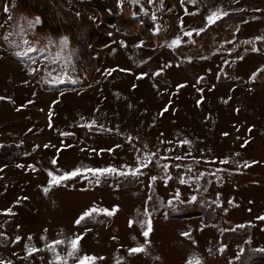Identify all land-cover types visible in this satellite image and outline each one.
Segmentation results:
<instances>
[{
    "label": "rangeland",
    "instance_id": "obj_1",
    "mask_svg": "<svg viewBox=\"0 0 264 264\" xmlns=\"http://www.w3.org/2000/svg\"><path fill=\"white\" fill-rule=\"evenodd\" d=\"M34 1L0 0V264H264V85L217 79L234 65L249 81L264 65L256 7L202 52L196 30L226 0L180 13L172 0H106L153 40L169 28L155 46L104 20L101 0H52L57 32L39 31ZM99 31L113 41L98 45ZM181 44L201 52L182 56ZM87 72L94 83L81 86Z\"/></svg>",
    "mask_w": 264,
    "mask_h": 264
},
{
    "label": "trees",
    "instance_id": "obj_2",
    "mask_svg": "<svg viewBox=\"0 0 264 264\" xmlns=\"http://www.w3.org/2000/svg\"><path fill=\"white\" fill-rule=\"evenodd\" d=\"M52 1V0H51ZM50 0H35L33 4H35L36 6H38L36 8V13H38L41 17H42V22L37 25V29L39 31H45V30H49L52 33H56V24H53V22H48L49 25H47L46 22V10L44 9V7H50L52 8V11L55 12V7H53L51 4H55L54 1L51 2ZM104 4L105 7H101L98 6V8L101 11L102 16L104 17V20L109 21V22H117V25L121 28V30H127V33H134L136 31L140 32V34L143 36V38L145 39V43L147 46H155L156 44H158L161 39L164 37V35L167 33V31L169 30V28H167L164 32H162L161 34H159L155 40L152 39V32L149 30V28H146L144 26H142L141 24L138 23V20L135 16L131 15L130 12H127V9L125 7L122 6V8L120 9H116L112 6H110V4L106 1V0H101ZM30 4V2H29ZM22 8L24 9V11H30L31 8H26L22 5ZM57 10V8H56ZM106 14H108V17H106ZM52 20L58 21L59 23H62L60 20V18L58 16H56L55 14L51 15ZM81 22L80 24H85V22H87V17L85 15H83V17H81ZM229 18V16L223 17L221 19H219L217 22L211 24L210 26H208L206 29L202 30L199 32V34H197V37L195 38L196 42L199 41L202 43V52L203 51H208L210 48L214 47L215 44H210V41L212 39H210L213 35H216V37L214 38V41L217 42L218 40L222 39L223 37H226L232 34V31L234 30V23L231 22L230 24H227L225 21H227V19ZM237 20V19H236ZM68 25V26H67ZM60 26L62 27L63 32H66L70 35V40L72 41V43H77L76 41H74L73 39L76 37L75 33L72 32V28L69 26V24H64ZM127 27V29L125 28ZM225 34L224 36H219V34ZM96 35L98 36V38H101L100 41L101 42H97L98 45H106L109 44L112 41V38L108 35V34H104L102 32H97ZM196 35V34H194ZM195 37V36H193ZM193 39V38H192ZM188 50V51H187ZM243 50V46H239V48L232 54H238ZM176 51L178 52V54L184 56L185 53H200L201 51H194L190 45H186V44H181L178 47H176ZM194 51V52H193ZM81 59L83 60V56H80ZM92 67V66H91ZM82 69V68H81ZM93 69L95 71V65L93 66ZM91 70V69H90ZM93 71V70H92ZM264 71V68L261 69L255 76L253 82L254 83H264V81L260 80V75L262 74V72ZM82 72V71H81ZM94 73V72H93ZM80 74V73H79ZM82 75H86V77L84 78ZM93 75V74H92ZM92 75H90V73H85V74H80V76H82L84 78L81 86H88L90 84L94 83V79L92 77ZM91 76V77H90ZM196 201V200H195Z\"/></svg>",
    "mask_w": 264,
    "mask_h": 264
},
{
    "label": "crops",
    "instance_id": "obj_3",
    "mask_svg": "<svg viewBox=\"0 0 264 264\" xmlns=\"http://www.w3.org/2000/svg\"><path fill=\"white\" fill-rule=\"evenodd\" d=\"M187 2L188 0H182L180 3V7H179V5H177V3H175V4H173V0H172V5H173V9H172V11H175V12H177V11H179V13L182 11V2ZM227 1V3H229L228 4V9L229 10H225L224 12H227L228 14L227 15H222L221 16V18H223V17H226V16H230L231 14H235V15H240L241 17H243L242 18V20L240 21V22H238V25L241 23V22H244L246 19H247V12H245V9H246V7H249V8H254V7H256V9H254V11L256 12V15L258 16V19H259V22L261 23V24H263V29H264V2L262 3V2H259V3H251V1H254V0H226ZM246 1H250V4H252V5H256V6H248V3L246 2ZM260 1V0H259ZM262 1H264V0H262ZM178 8V9H177ZM168 14V13H167ZM166 14V15H167ZM167 18H168V20L170 21V18H169V16L167 15ZM221 18H219V19H221ZM219 19H215V22H217ZM171 22V21H170ZM214 22V23H215ZM211 24H213V23H210V22H208V24L204 27V28H202V30H204V29H206L208 26H210ZM238 25H237V27H238ZM237 29V28H236ZM200 32V31H199ZM194 33V32H193ZM113 41V40H112ZM250 43V44H249ZM253 41H250V42H248V48H250L251 46L253 47ZM245 50V49H244ZM244 50H242L237 56H239ZM261 54L262 55H264V51H262L261 52ZM237 56H235V57H237ZM264 57V56H263ZM264 68V65L261 67V68H259L250 78H248V79H250L249 81H246L245 79H244V77H242V76H237L236 77V75H235V68H234V65H233V76H228L227 78H224V79H221L220 78V76H218V81L219 82H222V81H226V80H232V82L233 83H235V84H237V85H239V86H242V85H244V86H247L248 84L250 85V86H260V85H264V83H254L253 82V80H254V78H255V76H256V74L261 70V69H263ZM220 75V74H219ZM245 124H249L248 122H245ZM250 125V124H249ZM241 127H243V124H241L240 125V127H239V129H240V131H242L241 129ZM238 129V130H239ZM250 130H251V128H249L248 129V125H247V127H246V130H244V131H247V135L246 136H248L249 137V135H248V133L250 132ZM196 195V196H195ZM195 195H194V197H192V198H190V199H184V201H182V202H190V201H193L194 199H196L197 198V196H198V192L196 191V193H195ZM198 218H202V216H200V215H196V216H191V217H188V218H186V219H188V220H195V219H198ZM185 220V219H184ZM205 222V221H204ZM226 231V230H225ZM222 234V233H221ZM223 237V236H222ZM226 245V244H225ZM228 245V244H227ZM226 245V246H227ZM239 247V246H238ZM244 248V247H243ZM243 250V249H242ZM241 248H238L237 249V252L231 257V259L230 260H232L237 254H239L241 251ZM239 251V252H238ZM232 261H230V263H231Z\"/></svg>",
    "mask_w": 264,
    "mask_h": 264
},
{
    "label": "snow or ice",
    "instance_id": "obj_4",
    "mask_svg": "<svg viewBox=\"0 0 264 264\" xmlns=\"http://www.w3.org/2000/svg\"><path fill=\"white\" fill-rule=\"evenodd\" d=\"M227 14H228L227 12H223V13H220V14L213 13L212 16L208 17L207 19L209 20L210 23H214L215 22V19H219V18H221L222 15H227ZM36 22H38V20ZM199 31H202V29L201 30H196L197 34H199ZM185 35L186 36H191L192 35V32H186ZM24 43L27 44L28 42L27 41H24ZM17 47H19V45H17ZM32 51H35V49H33L31 46H29L26 49V51L17 52L16 55H17V57H22V56H26L29 52H32ZM17 110L19 111V108ZM163 111H167V107ZM185 142H187V141H185ZM45 147H47V145ZM224 162H226V161H224ZM53 163H55V160L53 161ZM164 167H167V165H165ZM88 171H91L93 173L99 172V173L103 174L104 172H112V171H115V170L114 169H89ZM78 174H80V170L79 169L74 170L73 172H71L69 174H66L63 177H58L57 179L58 180L67 179V178H69L71 176H76ZM132 174H136V173L133 172ZM152 179H155V177H153ZM181 182L183 183L184 181L181 180ZM45 191H47V189H45ZM107 214L108 215H111L112 213L111 212H108ZM82 219H84V217H81L80 219H78L76 221V223L79 224ZM150 231H151V228H150V224H149L148 230L144 231L142 234L145 237H147L149 235V232ZM185 235H187V234H185ZM29 239H31V238H29ZM78 239L79 238H76V239H74L72 241V247H73V249H75L77 247ZM56 243H59V241H57ZM129 251H130V254H132V253H136V252L143 251V249L142 248H133V249H130ZM94 259L95 258H88V257L82 258L81 264H85V261L94 260Z\"/></svg>",
    "mask_w": 264,
    "mask_h": 264
}]
</instances>
